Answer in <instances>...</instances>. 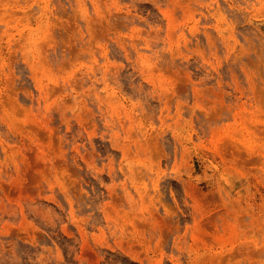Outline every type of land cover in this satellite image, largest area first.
Instances as JSON below:
<instances>
[{"label": "rangeland", "instance_id": "obj_1", "mask_svg": "<svg viewBox=\"0 0 264 264\" xmlns=\"http://www.w3.org/2000/svg\"><path fill=\"white\" fill-rule=\"evenodd\" d=\"M0 264H264V0H0Z\"/></svg>", "mask_w": 264, "mask_h": 264}]
</instances>
